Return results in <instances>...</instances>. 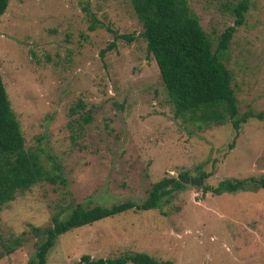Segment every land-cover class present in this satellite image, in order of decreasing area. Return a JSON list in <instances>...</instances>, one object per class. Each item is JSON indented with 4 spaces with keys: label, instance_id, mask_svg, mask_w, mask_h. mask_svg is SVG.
Listing matches in <instances>:
<instances>
[{
    "label": "rangeland",
    "instance_id": "1",
    "mask_svg": "<svg viewBox=\"0 0 264 264\" xmlns=\"http://www.w3.org/2000/svg\"><path fill=\"white\" fill-rule=\"evenodd\" d=\"M185 1L213 48L238 0ZM140 31L127 0L7 1L0 15L4 93L23 148L37 152L45 170L57 165L66 182L35 183L0 207V244L19 239L0 264H26L39 242L31 227L50 226V216L62 218L71 204L139 203L151 183L196 167L211 187L224 179L264 182V0H248L220 58L237 113L262 115L246 119L236 136L227 122L197 128L172 117ZM111 32L134 39L113 41ZM76 100L90 113L87 124L67 114ZM133 252L173 264H264V190L214 196L186 187L158 209L68 230L44 264Z\"/></svg>",
    "mask_w": 264,
    "mask_h": 264
},
{
    "label": "trees",
    "instance_id": "2",
    "mask_svg": "<svg viewBox=\"0 0 264 264\" xmlns=\"http://www.w3.org/2000/svg\"><path fill=\"white\" fill-rule=\"evenodd\" d=\"M8 0H0V15ZM139 23L138 38L144 42L146 54L152 57L163 91L171 106L173 118L188 121L197 128L229 123L236 136L240 124L246 119L260 120V113L250 111L237 113L236 99L230 86L231 73L224 67L221 55L237 26L242 23L248 0H238L230 9L234 17L232 25L227 26L217 36L214 47L210 39L200 29L196 17L189 11L185 0H127ZM94 27L90 25L88 30ZM112 40L131 41L129 35L111 32ZM113 41L99 50V57L113 48ZM83 105L76 100L68 108V116L76 115L81 124H87L90 113L81 112ZM72 121V120H71ZM233 140L229 143L232 144ZM228 145V146H230ZM207 173L195 168L194 174L181 171L175 177H162L149 185L146 196L139 203L123 201L107 207L93 205L83 207L71 204L63 217L59 213L50 216V226L31 227L34 236L39 237L35 250L26 264H44L45 257L56 238L70 229L90 225L107 217L127 211H147L158 209L168 202L173 194L186 187H195L201 193L218 196L233 193L244 188L264 190L261 179H224L214 186L204 184ZM58 183L65 185L57 165L51 164L50 171L43 168L39 154L23 148V139L18 123L9 108L0 80V207L13 199L14 193L28 189L35 183ZM19 246V239L13 238L0 244L2 255L10 254ZM173 264L168 260H156L145 253H123L114 258L91 259L80 256L74 264Z\"/></svg>",
    "mask_w": 264,
    "mask_h": 264
}]
</instances>
